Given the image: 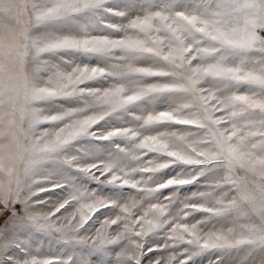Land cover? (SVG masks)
<instances>
[{
	"label": "snow or ice",
	"instance_id": "6c2138e0",
	"mask_svg": "<svg viewBox=\"0 0 264 264\" xmlns=\"http://www.w3.org/2000/svg\"><path fill=\"white\" fill-rule=\"evenodd\" d=\"M0 217V264H264V0H0Z\"/></svg>",
	"mask_w": 264,
	"mask_h": 264
},
{
	"label": "rangeland",
	"instance_id": "374dc122",
	"mask_svg": "<svg viewBox=\"0 0 264 264\" xmlns=\"http://www.w3.org/2000/svg\"><path fill=\"white\" fill-rule=\"evenodd\" d=\"M75 59L78 61V62H82V63H97L98 62V58L95 57V56H85V55H79L77 54L75 56ZM59 104H63L64 106H75L74 104L73 105H69L67 101H59L58 102ZM51 108V110H56V106L55 105H50L49 106ZM101 124L103 125L104 122L102 121ZM42 127H50V125L48 124H45V125H42ZM87 139L88 138H83L81 141H78V143H81V144H87ZM96 143H107V142H96ZM86 158H90V157H86ZM49 170H52L51 169V165L48 166ZM180 171V168L177 167L175 171H172L171 169H165L164 172L158 174V177L159 178H162V179H167L168 176H173L176 174V172H179ZM65 175H72L75 177V179L77 181H80L83 183L84 186H86L88 189H97V191L99 192L101 189L104 188V186H97V184L93 183V182H89L87 181L85 178L83 177H80V176H77L74 172H69V173H65L63 170H58V171H54V178H62L64 177ZM198 185H185L183 188L180 189V193L181 195H187L188 193L192 192V191H196L198 189ZM170 191V189H165L164 192L165 194H167V192ZM63 195V190L60 189V188H57L55 189L54 191H48V192H43V193H40L38 197H36L37 199H40V200H44L45 198H48L49 199V202H55L56 200L60 199ZM19 207V205L17 206ZM64 211V210H62ZM7 214H5L6 216ZM5 217H0V223H3V220H4ZM47 240V238H45ZM45 247L48 249V251L52 252V253H60V254H63L64 252H66L68 249L65 248L64 245L62 244H59V243H56L55 241H49L48 243H46ZM219 252L217 251H213V252H205L203 253L202 255L200 256H207L209 255L210 256V259H209V262H211L212 260L215 259L216 256H218ZM200 256H197V257H200Z\"/></svg>",
	"mask_w": 264,
	"mask_h": 264
},
{
	"label": "bare ground",
	"instance_id": "6f19581e",
	"mask_svg": "<svg viewBox=\"0 0 264 264\" xmlns=\"http://www.w3.org/2000/svg\"><path fill=\"white\" fill-rule=\"evenodd\" d=\"M217 255H220V253H218ZM209 259H210L209 255L200 256V257H196V262L197 264H211V262H209Z\"/></svg>",
	"mask_w": 264,
	"mask_h": 264
}]
</instances>
